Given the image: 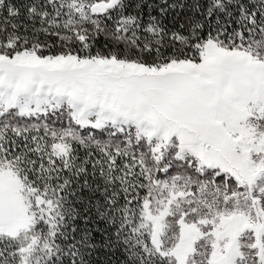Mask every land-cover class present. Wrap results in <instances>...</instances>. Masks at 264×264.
<instances>
[{
	"label": "snow or ice",
	"instance_id": "snow-or-ice-1",
	"mask_svg": "<svg viewBox=\"0 0 264 264\" xmlns=\"http://www.w3.org/2000/svg\"><path fill=\"white\" fill-rule=\"evenodd\" d=\"M0 264H264V0H0Z\"/></svg>",
	"mask_w": 264,
	"mask_h": 264
}]
</instances>
